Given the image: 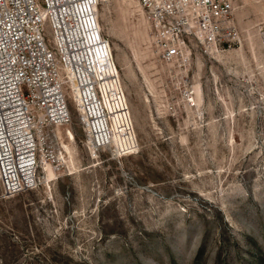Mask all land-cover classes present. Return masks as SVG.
Wrapping results in <instances>:
<instances>
[{
    "label": "rangeland",
    "instance_id": "rangeland-1",
    "mask_svg": "<svg viewBox=\"0 0 264 264\" xmlns=\"http://www.w3.org/2000/svg\"><path fill=\"white\" fill-rule=\"evenodd\" d=\"M232 1L230 39L169 59L137 0H99L137 138L92 149L69 88L72 154L0 181V264H264V0Z\"/></svg>",
    "mask_w": 264,
    "mask_h": 264
},
{
    "label": "built area",
    "instance_id": "built-area-1",
    "mask_svg": "<svg viewBox=\"0 0 264 264\" xmlns=\"http://www.w3.org/2000/svg\"><path fill=\"white\" fill-rule=\"evenodd\" d=\"M137 1L166 58L177 56L195 32L216 48L233 35L232 0ZM98 8L99 0H0V181L6 196L33 188L45 164L60 163L55 130L72 120L69 74L93 146L121 153L115 141L137 138Z\"/></svg>",
    "mask_w": 264,
    "mask_h": 264
},
{
    "label": "bare ground",
    "instance_id": "bare-ground-1",
    "mask_svg": "<svg viewBox=\"0 0 264 264\" xmlns=\"http://www.w3.org/2000/svg\"><path fill=\"white\" fill-rule=\"evenodd\" d=\"M69 77H70V82H71V95H72V97H73V99L75 100V102H78V93H77V90H76V86L74 85V83H72V78H71V74H69ZM76 94V95H75ZM193 102V101H192ZM70 132V131H69ZM70 137L69 138H72L73 140H74V136H73V134H71V135H69ZM134 138H136V137H132V138H130V139H126V140H118V141H115L114 142V144L113 145H121V144H123V143H125V142H128V141H130V140H132V139H134ZM90 146H91V148L92 149H94V148H96L95 146H93L92 145V143L90 142ZM62 147L65 149V151H67V152H70V154H72L71 153V148H70V146H68V145H66L65 143H63L62 144ZM63 149V150H64ZM63 150H61V152H60V159H63L64 160V157L66 156L65 154L63 155ZM47 169H49V170H54L53 169V167L50 165V164H45L44 165V167H43V170L44 171H46Z\"/></svg>",
    "mask_w": 264,
    "mask_h": 264
}]
</instances>
